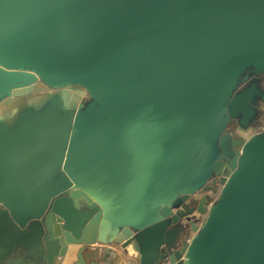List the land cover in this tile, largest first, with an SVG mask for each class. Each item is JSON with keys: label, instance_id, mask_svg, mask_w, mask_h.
Listing matches in <instances>:
<instances>
[{"label": "water", "instance_id": "obj_1", "mask_svg": "<svg viewBox=\"0 0 264 264\" xmlns=\"http://www.w3.org/2000/svg\"><path fill=\"white\" fill-rule=\"evenodd\" d=\"M95 245L264 264V0H0V264Z\"/></svg>", "mask_w": 264, "mask_h": 264}, {"label": "crops", "instance_id": "obj_2", "mask_svg": "<svg viewBox=\"0 0 264 264\" xmlns=\"http://www.w3.org/2000/svg\"><path fill=\"white\" fill-rule=\"evenodd\" d=\"M76 249L72 248L61 264H75L76 261ZM86 261H95L96 264H136L132 250L128 249L126 255H114L111 252L105 253L102 246L95 245L83 252Z\"/></svg>", "mask_w": 264, "mask_h": 264}, {"label": "flooded vegetation", "instance_id": "obj_3", "mask_svg": "<svg viewBox=\"0 0 264 264\" xmlns=\"http://www.w3.org/2000/svg\"><path fill=\"white\" fill-rule=\"evenodd\" d=\"M229 129L230 130H234V126L233 125H229Z\"/></svg>", "mask_w": 264, "mask_h": 264}]
</instances>
